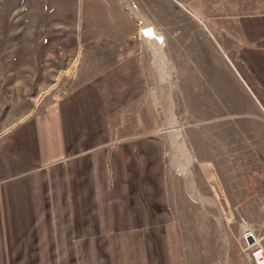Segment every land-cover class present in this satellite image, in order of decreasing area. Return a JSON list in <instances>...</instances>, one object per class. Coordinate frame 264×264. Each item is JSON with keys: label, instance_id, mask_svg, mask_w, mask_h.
<instances>
[{"label": "crops", "instance_id": "crops-1", "mask_svg": "<svg viewBox=\"0 0 264 264\" xmlns=\"http://www.w3.org/2000/svg\"><path fill=\"white\" fill-rule=\"evenodd\" d=\"M106 1L88 0L81 83L0 137V264H252L240 235L264 250V0L191 2L239 90L211 165L225 151L227 208L256 212L225 224L169 181L134 18ZM197 55L189 69L218 80V53Z\"/></svg>", "mask_w": 264, "mask_h": 264}, {"label": "rangeland", "instance_id": "rangeland-1", "mask_svg": "<svg viewBox=\"0 0 264 264\" xmlns=\"http://www.w3.org/2000/svg\"><path fill=\"white\" fill-rule=\"evenodd\" d=\"M119 1L134 18L132 44L144 67L146 98L160 127L169 181L181 189V199L188 207L201 210L212 222H231V212L247 217V212L255 210L227 208L225 151L218 176L211 165L212 142L217 149V140L226 136L227 109L239 105L226 95L239 90L223 53L208 45L207 30L191 10L193 0ZM90 7L88 0H0V137L81 83L80 47L89 35H84L82 27L89 22L86 12ZM155 34L156 41L151 38ZM216 52L218 80L198 72V64L190 70L185 63L198 60V53L205 57ZM177 60L179 65L174 63ZM172 127L180 132L177 145L171 143ZM180 146L192 158L184 176L172 163ZM219 147V153L225 150V141ZM252 228L259 233L261 226Z\"/></svg>", "mask_w": 264, "mask_h": 264}, {"label": "bare ground", "instance_id": "bare-ground-1", "mask_svg": "<svg viewBox=\"0 0 264 264\" xmlns=\"http://www.w3.org/2000/svg\"><path fill=\"white\" fill-rule=\"evenodd\" d=\"M144 34H145V36H148V38H149V35L147 33H144ZM151 38L154 41H156L158 39V36L155 34V35L151 36ZM157 52L161 56L160 58H162L161 62L163 64L166 63V62H163V54L160 53V48L157 49ZM169 132H170L171 137H172L171 143L173 145H177V141H178V138L180 136V132L178 131L177 127L170 128ZM179 148H180L179 154L174 156L172 163H174V166L176 167L177 172L181 173L184 176V175H187V173L189 172V168L191 167L192 158H191L189 151L187 150V148L185 146H180ZM180 155L184 156L186 160H182Z\"/></svg>", "mask_w": 264, "mask_h": 264}, {"label": "built area", "instance_id": "built-area-1", "mask_svg": "<svg viewBox=\"0 0 264 264\" xmlns=\"http://www.w3.org/2000/svg\"><path fill=\"white\" fill-rule=\"evenodd\" d=\"M264 208V202H263ZM242 223L245 222L242 220ZM243 246V252L252 264H264V250L259 246V240L256 239L252 230L245 229L240 235Z\"/></svg>", "mask_w": 264, "mask_h": 264}, {"label": "water", "instance_id": "water-1", "mask_svg": "<svg viewBox=\"0 0 264 264\" xmlns=\"http://www.w3.org/2000/svg\"><path fill=\"white\" fill-rule=\"evenodd\" d=\"M161 42H162V40H161Z\"/></svg>", "mask_w": 264, "mask_h": 264}]
</instances>
